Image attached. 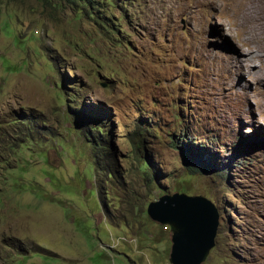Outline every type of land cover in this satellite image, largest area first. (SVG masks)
<instances>
[{
  "label": "rangeland",
  "instance_id": "rangeland-1",
  "mask_svg": "<svg viewBox=\"0 0 264 264\" xmlns=\"http://www.w3.org/2000/svg\"><path fill=\"white\" fill-rule=\"evenodd\" d=\"M97 1L0 0V264H170L146 210L177 192L218 211L202 264H264V84L226 60L264 0L252 27L220 0Z\"/></svg>",
  "mask_w": 264,
  "mask_h": 264
},
{
  "label": "water",
  "instance_id": "water-1",
  "mask_svg": "<svg viewBox=\"0 0 264 264\" xmlns=\"http://www.w3.org/2000/svg\"><path fill=\"white\" fill-rule=\"evenodd\" d=\"M148 217L171 231L170 264H202L215 245L218 211L203 196L163 195L147 206Z\"/></svg>",
  "mask_w": 264,
  "mask_h": 264
},
{
  "label": "bare ground",
  "instance_id": "bare-ground-1",
  "mask_svg": "<svg viewBox=\"0 0 264 264\" xmlns=\"http://www.w3.org/2000/svg\"><path fill=\"white\" fill-rule=\"evenodd\" d=\"M216 1H218V0H202V2L206 3L207 5L208 4L212 5V4L216 3ZM220 1L227 3V5L230 6L231 11L234 12V14L240 15L241 20L243 21V24L251 26V27L257 25V20L256 19L254 20L255 17L244 14L243 10H242V12L240 11V8L241 7L245 8V6H249V7L254 9V12L259 11L260 10L259 4H258L259 1L257 3L252 1V0H220ZM249 7H247V8H249ZM263 9H264V7H263ZM248 10H250V9H248ZM261 10H262V8H261ZM262 12H263V10H262ZM257 19H258V17H257ZM261 19L262 18H260V20ZM250 30H252V28H250ZM232 37H233V35H232ZM240 41H241L242 49L240 51L237 50L235 54H227V56H226L227 65H228L227 67H229V69L231 68L234 71H236L237 73L241 74L243 71L245 72L244 64L246 62H250L252 65H255L256 63H258L257 67H255V66H252V67L248 66L247 67V69L249 71L248 74L250 75L251 71H255V74L253 77V78H255V81L264 84V33H263V37L261 38V37H258L255 33L251 32L248 37H246L245 39H242ZM243 47H246V49H243Z\"/></svg>",
  "mask_w": 264,
  "mask_h": 264
},
{
  "label": "trees",
  "instance_id": "trees-1",
  "mask_svg": "<svg viewBox=\"0 0 264 264\" xmlns=\"http://www.w3.org/2000/svg\"><path fill=\"white\" fill-rule=\"evenodd\" d=\"M68 2H71V3H77V4H81L83 6H85L86 8L88 9H95V5L98 4V1L97 0H67ZM97 129V131H101V132H104L103 131V127L99 124L95 127ZM190 164L188 165L189 166V169H190V172L193 173L195 171H201V172H204L206 171V169L201 166V164H197L195 162H189ZM145 165H147L146 162H144ZM192 164H196L198 165L199 167L198 168H193L192 167Z\"/></svg>",
  "mask_w": 264,
  "mask_h": 264
}]
</instances>
